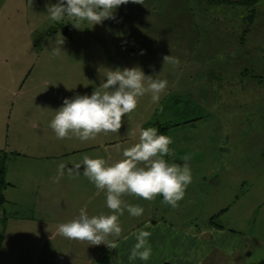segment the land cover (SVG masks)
<instances>
[{
  "label": "crops",
  "instance_id": "0c3cea01",
  "mask_svg": "<svg viewBox=\"0 0 264 264\" xmlns=\"http://www.w3.org/2000/svg\"><path fill=\"white\" fill-rule=\"evenodd\" d=\"M53 1L57 3V0ZM159 2L153 1L148 11H157ZM29 3L30 0H23L0 4V154L7 156L3 176L6 187L1 194L5 203L41 205L39 213L23 219L26 224L15 232L13 241L20 235L28 238L23 251L12 250L0 264H34L35 260L38 264H264V242L217 222L223 218L225 210L228 213L231 205L221 197L225 182L223 164L208 161V156L213 155L209 142L204 148L202 143L200 146L183 143L174 153L190 157L192 172V182L177 208L162 203V195L152 201L128 194L122 196L124 203L139 204L144 212L134 217L125 209L119 216L122 232L116 249H109L104 244L68 240L57 234L58 225L78 218L81 208H86L89 216L112 214L106 206L104 192H101L103 198L96 201L101 193L97 195L94 184L82 175L83 166L81 175L75 178L68 175L67 168L81 163L84 155L104 158L109 164L120 160L123 149L138 142L139 129L147 127L139 117L131 127L122 126L119 133L98 134L94 140L56 138L49 127L55 110L65 98L80 94L83 87H78L76 74L80 67L90 69L89 60L94 61L98 55L96 50H80L79 42L96 49V38L88 29L83 30L82 36L73 37L72 28L76 27L72 22L66 19L52 21L42 5H32L28 9ZM129 5L135 3L130 1L119 6L116 14L123 15L127 10L125 6ZM257 5H260L257 12L263 14L264 4L258 2ZM225 6L240 8L234 4ZM247 26L248 34L241 42H263L264 14L259 20L252 18ZM188 36L184 35V38H190ZM56 38H63L64 43L62 53L53 57L50 51ZM76 42L78 45L74 46ZM119 57L122 53L114 54V58ZM122 120L127 123L125 117ZM195 120L184 123H194V127L206 123L202 117ZM219 122V126L211 124L198 127V130L206 134V139L212 133L222 137L224 131ZM124 128L129 130L122 132ZM129 131L136 135H127ZM171 156L165 157L169 163H184L183 159L174 161ZM61 164L66 166L64 174L58 183L53 182ZM9 220L11 217L7 220L6 234L10 233ZM141 229L151 233L148 239L152 255L148 261H130L128 256L136 243L133 234ZM4 237L0 259L6 243Z\"/></svg>",
  "mask_w": 264,
  "mask_h": 264
},
{
  "label": "rangeland",
  "instance_id": "374dc122",
  "mask_svg": "<svg viewBox=\"0 0 264 264\" xmlns=\"http://www.w3.org/2000/svg\"><path fill=\"white\" fill-rule=\"evenodd\" d=\"M5 1L23 0H0V4ZM153 1H160V6L157 11L150 12L147 8ZM259 3L264 4V0ZM29 4L26 5L28 9L32 5H42L46 9V5L55 3L53 0H30ZM225 5L210 6L199 0H143V4L125 6L127 10L121 16L115 12V19L93 26L87 23L90 28L85 23H82L85 27L72 28L73 37L82 36L85 29L91 31L96 38V49L82 42H79V49L98 53L94 61L89 60L90 69L80 67L76 82L78 87H83L79 95H91L105 79L107 70L136 66L146 75L166 79L167 90L159 104H152L150 95L146 94L138 101V108L125 116L127 123L122 126L129 128L141 117L146 127L165 128L163 135L173 141L169 147L174 161L183 159L184 156L174 154L183 143L192 146L202 143L204 148L209 142L213 155L208 156V161L223 164L225 182L221 197L231 205L228 213L225 210L223 218L217 222L264 242V40L253 44L247 40L241 42L248 34V8ZM255 10L253 18H263L264 12H257L260 5L256 4ZM76 45L78 42L74 43ZM119 52L122 57L114 58ZM164 55L179 58V67L163 66ZM201 117L206 123L196 127L194 123H184ZM219 120L224 131L222 137L212 133L206 139V134L198 130V127L211 124L219 126ZM177 125H181L180 128L176 129ZM128 130L124 128L122 132ZM4 156L0 154V159ZM102 195L96 201L103 198ZM40 205L0 204L2 241L6 236L0 261L7 259L12 250L23 251L28 238L20 235L13 241L15 232L26 224L23 219L39 213ZM9 217L10 233L6 234ZM33 263L38 264V260Z\"/></svg>",
  "mask_w": 264,
  "mask_h": 264
},
{
  "label": "clouds",
  "instance_id": "9594fccd",
  "mask_svg": "<svg viewBox=\"0 0 264 264\" xmlns=\"http://www.w3.org/2000/svg\"><path fill=\"white\" fill-rule=\"evenodd\" d=\"M130 0H57L46 5L47 15L52 21L65 19L76 28L82 23L101 24L104 20L115 19V10ZM143 4V0H131ZM63 38L55 39L50 55L59 56ZM170 64L174 68L180 65L179 58L163 56V66ZM158 75H146L141 67L116 68L107 70L105 79L91 95H76L65 98L63 104L55 110L49 127L57 139L80 141L94 140L98 134L119 133L123 120L138 106L140 97L150 95L153 104H159L162 94L167 90L168 81L157 78ZM127 135L135 136L129 131ZM172 139L159 134L155 127L140 128L138 142L122 151V158L109 164L104 158H91L84 155L81 163L67 168L70 177L82 175L94 184L97 195L105 193L106 206L112 214L89 216L86 208H81L78 218L58 225L57 234L68 239L88 242L90 245H106L109 249L118 247L117 240L122 228L119 216L126 209L131 216L139 217L144 209L139 204H126L122 200L125 194L152 201L158 195L163 196L162 203L177 208L183 200L186 189L192 182L190 157H183L184 163H169L165 157L173 154L169 147ZM119 148V145H117ZM65 165L61 164L53 182L58 183L64 174ZM136 243L128 256L148 261L152 255L149 243L150 232L138 230L133 234ZM113 240H108V237Z\"/></svg>",
  "mask_w": 264,
  "mask_h": 264
},
{
  "label": "trees",
  "instance_id": "16d2710c",
  "mask_svg": "<svg viewBox=\"0 0 264 264\" xmlns=\"http://www.w3.org/2000/svg\"><path fill=\"white\" fill-rule=\"evenodd\" d=\"M207 5H219V4H234V5H238L241 7H246L248 8V22L251 21V19L253 18V13H254V6L260 1V0H199ZM165 130V128L160 127L158 129L159 134H163V131ZM3 156L5 154H2ZM6 156V155H5ZM3 157L0 159V204H4L5 200L3 199V196L1 194L2 189L4 187H6V183L4 182V169H5V163H6V157ZM5 223H6V218H4V220L2 221V227L3 229L5 228ZM4 232V230H3ZM1 244H2V235L0 237V248H1ZM167 264V263H166Z\"/></svg>",
  "mask_w": 264,
  "mask_h": 264
}]
</instances>
